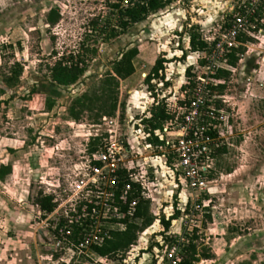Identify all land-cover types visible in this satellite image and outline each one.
<instances>
[{"label": "rangeland", "instance_id": "rangeland-1", "mask_svg": "<svg viewBox=\"0 0 264 264\" xmlns=\"http://www.w3.org/2000/svg\"><path fill=\"white\" fill-rule=\"evenodd\" d=\"M118 2L0 0V166L11 169L0 181V264H167L165 236L195 237L194 264H264V31L258 25L253 28L248 42L239 46L243 52L237 54L236 66L221 79L224 89L213 93L222 96L213 104L228 120L229 133L214 157L208 192L191 197L172 168L157 163V150L154 161L145 163L143 157L150 150L144 149V139L149 140L150 127L141 122L148 121L146 112L156 108L160 98L172 99L179 92L177 87L166 89L160 79L148 90L144 81L156 60L162 63L163 78L167 70L169 85L171 78H180L176 86L184 87L188 78L205 76L201 55L187 62L182 57L185 34L195 32L193 20L201 18L202 6L175 0L166 10L110 38L118 22V10L111 6ZM224 3L223 17L237 0ZM120 6H130L129 0ZM49 18L56 22L51 24ZM221 23L222 19L204 37L213 36ZM132 49L139 50L132 63L137 73L122 85L118 80L110 99H116L119 115L110 118L117 119L114 127L124 148L135 149L125 155L124 165L147 184L143 196L153 223L113 256L99 257L90 248L74 252L63 248L64 243L58 247L55 223L83 197L99 220L90 227L95 234L125 229L120 223L124 214L110 208L117 204L112 196L117 190L105 175H93L89 164L103 148V138L94 141V136L107 137L106 131L114 130L99 116V108L107 109L112 100L100 104L106 100L98 99L100 90L121 56ZM70 54L85 67L84 73L75 84L56 85L50 69ZM187 68L189 76L184 73ZM131 88L141 93L135 97ZM141 94L143 99L137 101ZM83 97L91 100L86 104L91 109L80 112L75 102ZM72 110L77 120L71 118ZM40 196L53 197L58 206L53 214L40 211L36 205ZM120 196L124 202V192ZM192 198L198 200L196 205ZM176 212L165 233L162 221ZM91 218L84 213L82 220Z\"/></svg>", "mask_w": 264, "mask_h": 264}, {"label": "built area", "instance_id": "built-area-1", "mask_svg": "<svg viewBox=\"0 0 264 264\" xmlns=\"http://www.w3.org/2000/svg\"><path fill=\"white\" fill-rule=\"evenodd\" d=\"M262 3L264 0H237V4L222 18L221 25L213 30V36L201 39L207 45V50L202 53L201 58V61L204 62L202 69L206 70L205 76L188 78L184 87L175 93L172 99L162 97L160 98L161 102L156 104V106H161L167 116L157 132V138L161 142L157 149L172 168L174 175L183 182L191 197H199L208 192V186L212 183L210 176L213 172L214 157L220 147L224 146L229 133L228 120L222 116V111L216 109L213 104V99L222 98V96H214L215 91L213 90L222 85L223 81L213 77L218 70L229 71L228 55L234 49L244 45L240 43L239 39L250 35L257 25L258 18L255 14ZM258 30L262 31V29ZM116 120V118L102 117L103 123L114 130H107V137L94 136L93 140L103 138V148L95 152L92 161H90L91 173L105 175L102 177L107 180L113 190H116L117 173L125 171L130 184H126L122 192L126 195L131 190V184L139 185L143 192L147 184L138 181L136 175L134 176L124 165L125 155L129 151L124 148L117 136L114 127ZM91 188L93 189V186ZM112 196L114 201L115 196L113 194ZM197 201L194 199L192 204L196 205ZM53 203L56 204L54 199ZM134 205L135 202L131 204V207ZM57 208L56 204L54 210L47 215L53 214ZM110 208L119 214L115 202L110 205ZM83 209L88 217H92L90 221L82 220L84 213L81 211ZM94 209L88 203L87 198L83 197L74 208H69L64 212V215L55 223L53 231L54 236L59 237L57 238L58 247L64 243L63 248L82 252L92 245L101 244L103 239L108 237V234L102 232L100 234V231L99 234H95L91 230L90 227L99 221L96 214L91 215ZM62 221L65 226L60 227ZM70 226H77L82 231L83 237L77 246H74L69 239L71 230L68 227ZM193 232L194 230L190 231L192 234ZM188 236L190 235L188 234ZM189 238L187 236L171 238L172 241L166 245L163 262L179 264L181 246L188 243Z\"/></svg>", "mask_w": 264, "mask_h": 264}, {"label": "trees", "instance_id": "trees-1", "mask_svg": "<svg viewBox=\"0 0 264 264\" xmlns=\"http://www.w3.org/2000/svg\"><path fill=\"white\" fill-rule=\"evenodd\" d=\"M122 0H119V4H114L111 7L114 10H118V22L115 28L111 29L110 38L118 37L120 34L127 31L130 27L139 24L145 21L150 15L157 13L158 11L164 9L169 6L175 0H129L130 6L127 8H121L120 3ZM54 13V12H51ZM256 17L258 18V29H262L264 31V3L256 11ZM260 20H263V23L260 24ZM48 21L51 24H54L56 21L53 18H49ZM240 43L245 44L248 42L247 38H240ZM207 50V45L200 40V37L197 33L193 32L190 34V51L191 52H205ZM243 52V48L234 49L227 58V63L230 67H235L238 61L237 54ZM137 50L132 49L125 52L120 60L116 63L114 69L111 74H108V77L105 79L103 83V87L100 90L99 100H102L100 104H105L110 96L113 95L114 91L118 89V80H124L130 77L134 73V67L132 65V60L136 57ZM75 56L67 55L62 56L50 69V77L51 81L59 86H70L75 84L80 76L84 73L85 67H79L81 62H74ZM204 64V62H202ZM162 63L160 60L155 62V66L152 69V72L157 74L161 71ZM189 72L187 71V76H189ZM229 73L226 71L218 70L213 77L216 80H221L228 76ZM113 88V89H112ZM224 86L219 85L215 90H223ZM112 99V100H111ZM111 104L107 109L99 108L101 114L99 116L102 117H113L116 111V99L111 98ZM91 103L90 99L83 97L82 99L76 100L75 104L79 106L80 112L84 110H90L91 108L86 106V104ZM152 118L148 121L150 125V129L154 130L161 126V124L167 119L164 111L161 106H157L152 110ZM79 112V113H80ZM70 116L73 120L78 119V114L70 111ZM101 117V118H102ZM97 141V140H94ZM218 152H220L218 150ZM11 169L9 166H0V181H3L5 176L9 175ZM117 192L115 196L116 205L120 211L124 214L123 220H120V223L125 225V229L123 231H113L109 232L108 237L104 238L101 244L92 245L90 250L94 252L99 257H108L118 254L132 245L137 239L136 233L139 231H143L144 229L151 226L153 223V218L149 214V202L145 200L143 196V192L139 185L131 184V190L127 192L125 195V201L120 202V192L123 191V188L126 184H130L129 179L125 171H121L117 173ZM135 202L133 208H131V204ZM36 205L39 207L40 211L48 214L51 213L56 204L53 203L52 196L39 197L36 200ZM178 212L172 216V218L162 221L164 226V232L166 233L169 229L170 222L175 220L178 216ZM134 220L142 221L141 226H138ZM131 221V222H130ZM60 227L65 226L62 221L59 225ZM71 230V236H69L70 241L74 246H77L83 237L82 231L77 226L68 227ZM195 237L188 240V243H184L181 246V261L179 264H194L197 262V251L196 246L194 244ZM165 240L171 242L172 239L168 236H165Z\"/></svg>", "mask_w": 264, "mask_h": 264}, {"label": "crops", "instance_id": "crops-1", "mask_svg": "<svg viewBox=\"0 0 264 264\" xmlns=\"http://www.w3.org/2000/svg\"><path fill=\"white\" fill-rule=\"evenodd\" d=\"M199 2L201 3L202 1L201 0H190V3L192 4V5H201L202 6V11L201 12H198V14L200 13V16L202 15L203 16V18H202V16H201V18H195L194 20H193V25H195L194 27H195V32L198 34V36L200 37V40L204 37V35L206 34V33H204V32H207V31H210V30H212L213 28H215L214 27V25L215 24H217V21H220L222 18H223V15L225 14V10H226V4L224 3L225 2V0H205L203 3H205V4H199ZM174 2H172L171 4H173ZM224 3V4H223ZM170 4V5H171ZM169 6H167V7H165L164 9H162V10H160V11H158V12H162V11H164V10H166L167 8H168ZM157 12V13H158ZM157 13H155V14H152V15H150V16H153V15H156ZM149 16V17H150ZM148 17V18H149ZM190 20H192V18H190ZM144 22V21H143ZM142 23V22H141ZM141 23H139V24H141ZM187 23V22H186ZM136 25H138V24H136ZM136 25H134V26H136ZM194 29V28H193ZM191 34V33H190ZM190 34L188 35L187 33L185 34V41L183 42L184 43V47H183V50H182V57H184L183 58V60H184V62L186 61H188V60H192L193 59V56H195V55H201L202 56V53L203 52H191L190 51ZM207 34H209V33H207ZM179 45V44H178ZM137 50V49H136ZM138 55H139V50H137V55H136V57L132 60V63L133 62H135V60H136V58L138 57ZM157 61V60H156ZM155 61V62H156ZM201 61V60H200ZM200 63H202V61L200 62ZM155 66V63H154V65L151 67V72H149V74H148V78H147V80L146 81H144V83L147 85V87H148V90L149 91H151L152 90V86H154V82L155 81H158L159 79L160 80H164L165 82H166V89H176V87L177 88H179L178 90H180V88L182 89L183 87L182 86H176V85H178V83H179V81H180V78L179 79H175V78H171V81H173L172 82V84L171 85H169L168 83H167V81H169L168 80V76H167V70H164V72H165V76H166V78H163V75L162 74H160L161 73V71H159L157 74H155V73H153L152 72V69H153V67ZM133 67H134V73L130 76V77H128V78H126V79H124V80H120V82H121V85H122V83H125V82H127V81H129V80H131L134 76H135V74L137 73L136 72V68H135V66L133 65ZM181 67H182V64H181ZM183 68V67H182ZM191 70V68H187L186 70H185V75L187 74V71H190ZM163 72V71H162ZM171 77V76H170ZM146 79V78H145ZM132 84H134V82L132 83ZM151 85V86H150ZM173 85V86H172ZM172 87V88H171ZM175 87V88H174ZM161 91V90H160ZM129 93H131V94H134L135 95V97L139 94V93H141V91H135V89H133V88H131V91L129 92ZM159 95H156L155 96V100L157 99V97H158ZM134 97V98H135ZM143 97V94H141V96L139 97V98H137L138 100L137 101H139L140 100V98H142ZM143 99V98H142ZM154 102V101H153ZM142 102H140V104H141ZM146 103H149V101H147ZM137 105H135V107H136V109H138V106L140 105L139 103H136ZM143 104V103H142ZM144 105H146V104H144ZM153 105H155V104H153ZM151 106V105H150ZM152 108H150L149 109V112L147 113L146 112V115H147V117H146V119L147 120H149L150 118H152V110H154V106H151ZM156 107V106H155ZM143 113V112H142ZM115 115L116 116H118L119 115V111L117 110L116 112H115ZM142 115V114H141ZM142 124H146V126L145 127H150V125H149V122H141ZM160 129V127H158V128H156V129H154V130H151V129H149V133L150 134H147V136L146 137H149V138H147V139H149V140H145L144 139V137L142 138V139H144V143H145V148L144 149H148V150H150V153H149V155H145L143 158H144V160H145V163H149V161H154L153 160V158H152V156L153 155H155L153 152L155 151V150H157V154L160 156V157H158L157 158V163L159 164H163L164 163V168H165V165L167 164L166 163V161H165V159L161 156V154L159 153V150L157 149L158 148V146H160L161 145V142L158 140V138H157V132H158V130ZM150 135V136H149ZM145 137V138H146ZM128 142H129V140H128ZM133 149L134 148H132V147H129V149H128V151H133ZM135 150V149H134ZM156 162V161H155ZM166 163V164H165ZM150 173L152 174V175H155L154 173H153V171H152V169L150 168ZM181 182V181H180ZM181 186L185 189V190H187L186 189V187H185V185L183 184V182H181ZM188 191V190H187ZM172 218V217H171ZM170 219V218H169ZM168 220V219H167Z\"/></svg>", "mask_w": 264, "mask_h": 264}]
</instances>
